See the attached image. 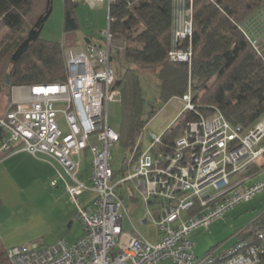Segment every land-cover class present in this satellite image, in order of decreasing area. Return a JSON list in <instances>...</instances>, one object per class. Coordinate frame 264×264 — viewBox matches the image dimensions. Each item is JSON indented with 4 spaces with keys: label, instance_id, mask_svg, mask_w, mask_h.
I'll return each instance as SVG.
<instances>
[{
    "label": "built area",
    "instance_id": "2783aa9c",
    "mask_svg": "<svg viewBox=\"0 0 264 264\" xmlns=\"http://www.w3.org/2000/svg\"><path fill=\"white\" fill-rule=\"evenodd\" d=\"M97 1L110 4L114 0ZM192 9L188 0H175L170 61H192ZM258 22L264 25L263 18ZM101 35L99 41L66 48L68 76L64 82L18 86L19 95L0 115V160L21 150L52 158L58 168L50 186L56 188L60 180L64 182L84 225L83 236L71 244L61 240L12 246L6 251V263L263 262L264 215L263 220L261 216L257 219L260 223L252 235L239 238L226 251L216 248L203 256L196 255L192 233L209 227L229 209L264 190V179H255L260 171L252 172L264 154V116L244 130L218 110L189 121L172 145L164 143L163 134L152 133L150 147L141 150L136 159L133 155L127 174L115 178L111 149L119 142L120 134L109 124L108 105L120 96V91L114 88L109 25ZM259 38L252 39L255 47ZM182 99L184 108H194L191 89ZM59 112L69 126L65 134L56 121ZM138 142H142V136ZM86 150L92 152L88 180L81 178ZM124 190L131 200L142 202L145 215L140 222L155 224L161 235L158 239L150 240L134 226ZM84 191L96 195L87 207L80 202ZM126 216L133 231L125 229Z\"/></svg>",
    "mask_w": 264,
    "mask_h": 264
},
{
    "label": "trees",
    "instance_id": "16d2710c",
    "mask_svg": "<svg viewBox=\"0 0 264 264\" xmlns=\"http://www.w3.org/2000/svg\"><path fill=\"white\" fill-rule=\"evenodd\" d=\"M188 2L193 8L191 63L169 60L175 0H114L109 4L112 59L115 56L122 67L114 84L120 91L123 112L119 142L132 156L144 149L138 140L156 113L154 109L149 118L143 116L142 73L156 76L160 96L166 102L182 98L191 89L194 108H184L166 129L162 135L166 144H174L189 121L218 110L244 130L264 116V25L258 22L264 20L260 9L263 0ZM77 5L75 0H64L65 33L79 29ZM53 7L54 0H0V31L5 29L0 43V97L11 95L13 87L67 79L65 46L41 35ZM257 9L262 12L260 18L251 16ZM254 34L260 37L258 47L252 43ZM10 101L0 115L9 108ZM129 167L126 158L121 171L114 169V177L127 174ZM89 169L87 160L85 171ZM256 170L257 165L252 172ZM259 223L255 220L254 229L241 232L239 238L252 235ZM6 251L0 252V264H7Z\"/></svg>",
    "mask_w": 264,
    "mask_h": 264
},
{
    "label": "rangeland",
    "instance_id": "374dc122",
    "mask_svg": "<svg viewBox=\"0 0 264 264\" xmlns=\"http://www.w3.org/2000/svg\"><path fill=\"white\" fill-rule=\"evenodd\" d=\"M63 8L62 3L59 5L58 0H54L53 12L46 22L41 35L44 38L62 42L66 50L67 41L73 39L76 44H80L84 42V36L81 31L78 33H65ZM260 9L264 11V0ZM261 10L257 9L251 16L255 15L257 17L261 15ZM84 26L83 30H86V23H84ZM4 35L5 29H2L0 31V43ZM115 58L114 56V59H112V65L116 73V79H118L122 74V67L117 58ZM140 79L144 99L143 116L149 118L151 111L156 109V113L150 118L142 132V146L147 149L150 147L152 133L161 136L175 122L186 103L181 97H174L167 102L163 100L160 96L155 75L149 72L142 73L140 74ZM13 88L11 89V95H1L0 111L7 107L11 99L13 100ZM122 119V102L120 96H117L108 105L109 124L118 131L122 124ZM56 121L64 134L69 131L66 117L62 112L58 113ZM92 141L98 143L96 138H93ZM111 152L112 165L116 171L122 170L126 158L128 160L132 159L131 151L121 142H117L112 147ZM138 152L133 154L135 159L138 156ZM82 156L83 168L85 169L86 161L91 158L90 150H86ZM35 158L47 165L46 167H49L50 174L55 177L58 165L52 158L43 154ZM256 165L260 173L255 179H264V154L258 159V164ZM46 167L42 171L47 173ZM35 170L39 172L38 169ZM43 175L41 176L35 171L26 169L24 172L15 175V178L11 180L6 178L2 180L0 252L2 249L15 245L33 242L52 244L64 240L71 244L83 236L84 225L77 215L76 204L72 201L69 193L65 196L58 194L59 189H66L64 182L60 180L59 187L53 188L50 186L52 177L49 179V177L45 178ZM86 178L88 179L89 175ZM128 185L133 188L131 182ZM124 196L134 226L150 240L158 239L161 235L155 224H141L140 222L145 215L142 202L138 199L135 201L131 200L128 196V191L124 192ZM95 197L96 195L92 191H84L80 196V202L83 207H87ZM69 209L73 212L68 215L66 212H69ZM261 215H264V190L257 193L250 201L239 203L229 209L222 218L215 220L209 227L196 229L192 233L196 255L203 256L206 252L216 248L220 251L228 250L237 242V233L253 230L254 221ZM133 224L126 216L124 221L125 229L133 231ZM4 260L6 261V258ZM164 264L169 263L165 262Z\"/></svg>",
    "mask_w": 264,
    "mask_h": 264
},
{
    "label": "crops",
    "instance_id": "0c3cea01",
    "mask_svg": "<svg viewBox=\"0 0 264 264\" xmlns=\"http://www.w3.org/2000/svg\"><path fill=\"white\" fill-rule=\"evenodd\" d=\"M75 1L78 3L76 7V14H77V18L79 21V29H77L76 31L72 33H75V32L78 33L81 31L82 35L84 36V42L80 44H76V42L73 39H71L70 41L66 42V47L84 46L87 43L99 41V39L102 36L101 35L102 31L107 29V26L109 23V3L108 1H104V2H98L97 0H75ZM58 2H59V5L62 3L64 7V0H58ZM84 23H86V26H87L86 30H83L85 28ZM13 89H14L13 98H15L19 95L20 91L18 87H14ZM35 157L31 153L25 150H21L13 154H10L9 156L0 160V198H1L2 180L4 178L11 180L15 178V175H18L21 172H24L26 169L35 171V173L40 174L41 176L44 174L43 176L45 178L49 177L50 179L52 177L53 174H50L49 167H46L47 165H45L44 163H41V160ZM45 167L47 168L46 170H48L47 173L42 171ZM35 169H38L39 172H37ZM82 173L84 175L83 178L85 180H88L86 177L87 175L90 176V169L85 171V169L83 168ZM58 187L59 185L56 188ZM64 189L62 188L58 190V194H60V196L68 195L67 190L66 189L64 190ZM69 210H70L69 212H66V214L68 215L73 212L71 209ZM237 238L239 239L238 236Z\"/></svg>",
    "mask_w": 264,
    "mask_h": 264
}]
</instances>
